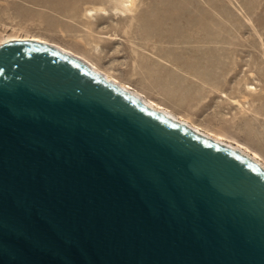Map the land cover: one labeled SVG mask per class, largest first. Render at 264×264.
Returning <instances> with one entry per match:
<instances>
[{"label": "water", "instance_id": "95a60500", "mask_svg": "<svg viewBox=\"0 0 264 264\" xmlns=\"http://www.w3.org/2000/svg\"><path fill=\"white\" fill-rule=\"evenodd\" d=\"M0 264H264V169L150 83L0 30Z\"/></svg>", "mask_w": 264, "mask_h": 264}, {"label": "rangeland", "instance_id": "374dc122", "mask_svg": "<svg viewBox=\"0 0 264 264\" xmlns=\"http://www.w3.org/2000/svg\"><path fill=\"white\" fill-rule=\"evenodd\" d=\"M94 6L107 12L89 15ZM124 9L118 0H0V30L41 35L150 83L264 168V0Z\"/></svg>", "mask_w": 264, "mask_h": 264}, {"label": "bare ground", "instance_id": "6f19581e", "mask_svg": "<svg viewBox=\"0 0 264 264\" xmlns=\"http://www.w3.org/2000/svg\"><path fill=\"white\" fill-rule=\"evenodd\" d=\"M118 3L122 6V8H125V9H127V10H131L132 8H133V6L135 5V3H136V0H118ZM124 9V10H125ZM121 11V10H120ZM107 12V10H106V8H104V7H91L90 9H88L87 10V13L89 14V15H94V14H97V13H106ZM86 13V14H87ZM87 16V15H86ZM14 35H17V36H20V37H22V38H25V39H33V40H38V41H42V42H46V43H48V44H51V45H53V46H56L57 48H59V49H61V50H63L64 52H67V53H69V54H72L73 56H76V57H78V58H81L82 56H80V55H78V54H76L75 52H72L71 50H68V49H66V48H64V47H62V46H60L59 44H57V43H55V42H53L52 40H50L49 38H46V37H42L41 35L39 36V35H35V34H25V35H21V34H14ZM83 58V57H82ZM81 58V59H82ZM84 60H86L85 58H83ZM87 61H89V60H87ZM90 62V61H89ZM93 63V62H92ZM231 141V140H230ZM243 148V147H242ZM247 153V152H246ZM248 154V153H247ZM249 155V154H248ZM251 155V154H250ZM249 155V156H250ZM254 156L252 157V158H254L255 160L256 159H258V158H260V156L259 155H257V154H253ZM253 159V160H254ZM254 160V161H255ZM255 162H257L258 164L260 163L258 160H256ZM259 166H261L260 164H259ZM262 167V166H261ZM263 168V167H262ZM264 169V168H263Z\"/></svg>", "mask_w": 264, "mask_h": 264}]
</instances>
